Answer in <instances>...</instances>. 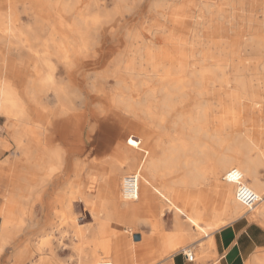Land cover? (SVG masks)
<instances>
[{
  "label": "bare ground",
  "instance_id": "1",
  "mask_svg": "<svg viewBox=\"0 0 264 264\" xmlns=\"http://www.w3.org/2000/svg\"><path fill=\"white\" fill-rule=\"evenodd\" d=\"M2 1L8 3L7 0ZM80 2L81 0H25V7L31 12L34 24L39 31L46 33L45 36L39 32L25 35L17 26L15 13L4 15L0 12V117L6 120V128L17 149L23 153L28 151L25 137L34 145L38 143L39 137L33 128H29L28 122L46 121L50 127L54 126L55 120L49 114L51 95L59 101L61 112L64 113L67 109L62 108L61 102L69 87L81 86L87 110L95 111L96 108L92 106H97L101 98L105 100L100 102L105 115L96 114L93 123L94 128L101 129L105 136H123L125 132L121 130V125H130L140 130L144 125L148 128H164L165 123L170 121L172 126L187 128L179 134L176 131L178 142L161 149L163 153L160 158H157L159 155L155 156L157 151L153 145L146 147L147 140L142 143L140 152H147L148 158L143 161L141 159L138 163L136 148L123 147L116 163L111 164L110 174L104 178L107 200H91L95 216L104 217L107 222L116 220L118 223L137 224L140 219L138 217L147 210L151 199L148 196L150 199L141 205L143 188L151 187L162 198L168 199L170 207L176 209L175 228L183 238L191 239V234L197 231L208 236L212 232L210 230L220 228L228 220L227 216L236 219L244 210L245 206L236 198L235 183L224 177L221 179L222 172L227 168H236L242 173L244 182L261 195L262 200L252 209V215L264 224V181L259 172V167L264 164V146L260 147L256 143L250 128H246L244 132L239 131V127L245 128L243 124L246 121L239 116L240 111L248 113L249 105L260 112L264 110V99H252L246 78L254 67L264 72V19H261V15H264V0H180L177 3L173 0L164 3L162 0L154 3L152 8L159 17L165 19L164 22L157 18L151 25L142 23L123 34L118 29L123 13L107 22L110 13L103 15L89 12L91 6L101 7L100 0H92L91 4L73 12L80 6ZM167 9L173 11V16L169 17L165 13ZM114 40H118V43L114 45V51L109 53L106 44ZM5 41L18 44L16 58L9 57L13 47L6 52L2 50L5 47L1 43ZM35 42L41 43L42 49L33 48L32 43ZM23 46L27 49L29 60L21 58ZM77 80L84 83L76 85ZM203 95L224 97L219 101L220 107L224 111L231 108L237 115L230 122L224 115H219L218 119L215 116L219 129L202 130L203 124L210 120L208 114L212 109L208 108L213 106V100H210L212 103L209 102L208 107L205 105L207 108L202 106L203 101L201 103L199 98ZM190 102L193 103V109L188 113L180 112V108ZM124 112L133 114L135 121L124 117L121 114ZM248 114L251 119L255 117L253 113ZM73 123L72 121L71 124ZM226 126H230L231 130L225 134ZM162 134H166L165 130ZM127 137H132L137 142L138 138L133 135ZM51 138L48 134L45 139ZM163 139L162 137V143ZM203 139L215 140L216 143L226 139L228 145L234 142L236 146H229L227 152H213L211 146H205L203 142L206 141ZM252 151L256 152L255 156ZM45 153L53 154L50 149ZM211 154L215 155L214 162L209 161ZM124 163L128 165L127 172L135 170L131 174L138 178V192L136 195L125 192L124 181L131 174L124 176L122 201L119 197V176ZM230 169L223 173L226 174ZM173 170L181 172L178 179L155 187V179L159 175L170 174ZM204 170L213 178L215 191L226 197L219 210L209 214L211 220L209 218V221L202 224L201 220L206 217L199 214V202L205 201L208 194L198 186L205 180ZM202 172L203 179L196 177L197 173ZM91 179V183L98 181L95 177ZM44 181V178L36 180L37 184ZM177 184L191 187L193 191L182 192L176 187ZM33 192L34 189L27 190L24 199H32ZM87 192L83 195L86 201ZM181 197L183 202L189 197V205H184L187 201L181 204ZM185 210L190 212L186 225L181 222L180 216ZM11 214L6 217L12 216ZM59 214L69 222V215L64 209ZM161 215H165V210L161 211ZM28 216H32L31 211ZM75 234L81 236L82 232L75 230ZM113 236L115 240L109 239L103 246L104 252L109 256L106 261L100 262L95 250L88 254L84 247H78L81 257L88 255L91 259H97L99 264H156L169 253L153 252L150 240L141 251L135 247L134 253L130 246L116 245L122 240L123 232L114 231ZM46 241L38 245L39 250L46 248L49 240ZM211 245V241L203 244L201 253H209ZM174 248L176 249L172 246L171 250ZM30 254L31 252H25L21 256L26 259ZM57 255L52 250L50 257L48 254L41 256L37 264H62L55 261ZM140 256L145 258L139 261ZM80 264L84 263L81 261ZM248 264H264V257L254 256L253 261Z\"/></svg>",
  "mask_w": 264,
  "mask_h": 264
},
{
  "label": "rangeland",
  "instance_id": "2",
  "mask_svg": "<svg viewBox=\"0 0 264 264\" xmlns=\"http://www.w3.org/2000/svg\"><path fill=\"white\" fill-rule=\"evenodd\" d=\"M7 1L8 3L0 0L1 13H4V15L9 12L15 13L14 16L17 19V26L26 33L25 35H33L35 32H39L40 35L45 36L46 33L44 31H39L38 26L34 24L31 12L25 7V0ZM55 1L62 2L63 0ZM158 1L162 2V0H100L102 3L101 7L91 6L89 12L92 14L98 13L103 15L110 13V17H108L107 22L114 20L116 15L123 13V15L120 17V25L118 26L120 33L123 34L126 33L128 29H135V27L140 26L142 23H144V25H151V23L156 21L157 18L160 22H164L165 19L159 17V15H157V11L152 8V5ZM170 1L171 0H164V3ZM91 2L92 0H81L80 6L74 9L73 12L83 9L86 5L91 4ZM173 2L177 3L180 2V0H173ZM115 8L117 9L115 10ZM172 12L173 11L171 9L165 10V13H167L169 17L173 16ZM261 19H264V15H261ZM106 25L110 26V24ZM188 35L190 36V34ZM117 43L118 40H114L113 42L109 41L106 44L107 52H113ZM1 46L5 47L2 49L4 52L8 51V48L13 47L14 49L10 51L11 53L9 57L12 59L17 57L18 44L5 41L1 43ZM32 47L35 49H42L41 43L37 42L32 43ZM21 50V58H23V60H29L27 49L23 46ZM246 78L250 88L253 87L259 93V95L256 96V100L262 101V99H264V72H260L257 67H254L252 72L247 74ZM66 83L71 82L66 81ZM76 83V85H81L84 82L77 80ZM79 87L81 88V86ZM80 88L76 86L69 87L68 93L61 102V104H63L62 108L67 109V111L64 113L61 112L59 101L55 99L53 95L50 96L49 99L51 100V104L49 107V114L51 118L55 120V124L54 126L50 127L46 121L28 122L27 125L29 128H33L35 130L34 132H36L39 138L38 143L35 145L28 138H24V142L28 150L25 153L17 149L15 142L11 138V135L6 128V120L0 117V160L2 158L0 165L4 163L6 158V160H8V162H5V165L0 169V226L1 222L3 221L2 210H5L3 212L5 218H7L6 216H9V214L12 213V220L18 224L16 227L17 230H10L7 238H0V264H37V261L39 258H41V256L43 257L44 255L48 254V257H50L52 250H55L58 253V255L54 258L55 261L62 264H80L81 261L84 264H99L97 259H91L92 257H88V255L87 257H81L78 247H84L85 253H88L89 251V253H91V251L95 250L99 255L100 262L104 260L106 261L109 256L104 252L103 246L108 242L109 239H112V241L115 240V237L113 236L114 231L123 232L122 240L116 245L130 246L133 252L135 247L137 248L139 245L144 246L146 242L150 240L152 249L154 243H156L158 248L161 249L167 244L169 245L170 249L172 246H175L176 249H178L176 252L192 249L195 257L193 263L203 262L204 264H212L217 259V257L210 252L207 254L201 253L202 245L209 242L206 235L197 231V235L192 236L191 239L183 238L175 228L176 218L174 214L176 209L170 207L171 204L168 202V199L165 197L162 198L160 194L151 187L146 189L145 187L143 188L144 192L141 195L140 200L141 205L150 199L147 198L148 196H150L151 199L149 202L150 204L148 205L149 209L142 212V215L140 214L141 216L138 217L140 218V221L138 220L137 224L131 225L130 223H118L116 220L107 222L104 217L100 218L95 216V212H92L93 207L91 200L92 202H105L107 200L104 178L110 174L112 169L111 164L116 163L117 156L123 147H127L129 149L136 148L138 163L141 159V161H143L148 158L147 152L144 154L140 152L142 149L141 147L143 146L142 143L147 140L146 147L149 148L153 145L152 147L155 151H157L155 156L157 157V155H159L157 158H160L163 153V150L161 149H163L165 146L166 148H169L172 145H175L178 142L176 140L177 135L181 131H186L187 128H184V126H182V128H180L181 126H172L170 121L165 123L164 128H148V126L144 125L140 130L134 129V127L130 125H121V130L125 132L123 136L119 137L116 135H109L102 136L100 138L99 134L101 133V130L98 127L94 128L93 123L94 116H96V114L101 116L105 115L104 111L102 112L101 110L102 107L100 108V106H102L100 102H105V100L104 98L99 99V104H97V106H92V108H96L95 111L91 112L85 107L86 100L84 90ZM221 98L224 97L218 95L200 96L199 99L201 100L199 101H201V103L203 101L202 106L204 105V108H207L210 104L209 102L213 100V103L211 102V105L213 106L208 108L212 109L209 112L210 115L208 114L210 120L205 122V125L203 124L204 128L202 130L215 131L219 129V123L215 120L218 119L219 115H224L229 122L232 121V119H234L237 115L231 108L229 111H224L225 109L220 107L219 101ZM203 99L207 101H204ZM252 99L255 100L254 97H252ZM192 109L193 103L190 102L184 108H180V112L188 113ZM247 111L248 113H253L255 117L251 119L248 113L245 111H240L239 116L244 117L246 121L243 124V127L245 128H242L241 126L239 127V131L244 132L246 128H250L251 132L254 131L261 133L262 135L256 139V143L259 144L260 147H263L264 110L260 112V110H256L255 107L249 105L247 106ZM121 114L129 121H135V116H133V114L127 112ZM71 119L74 122L73 124H71ZM168 120H171V118L168 117ZM59 126H61V130L63 128L66 134L70 132L73 133L71 144L65 142L62 138H60V140H57L56 138V140L52 141L59 130ZM163 130H165L166 133L164 136H162ZM230 130V126L229 128L226 126L224 129L225 134L230 132ZM48 134L52 136L50 140L45 139ZM129 135H133L134 137L138 138L137 142L135 143V140H133L132 137H127ZM162 137L164 138V143L161 142ZM203 140L206 142H203ZM203 140L202 142L205 143L206 147L211 146L213 148V152H227L229 146L231 148L236 146L234 142L230 143L231 145H228L226 139L220 140L218 143H216L215 140ZM159 143L160 145L162 144V147L159 145ZM45 148L56 149V154L59 156L61 155L62 159H68V155H76L77 160L63 162L62 167L56 172V168L54 170H46L45 167L50 164L49 161L46 163V166H43L44 168L39 169L35 165V160L38 159L37 152L41 155ZM69 149L72 151L68 152ZM252 154L255 156L256 152L252 151ZM210 156L211 157L209 161L214 162L213 158H215V155L211 154ZM10 159L13 161H10ZM67 165H70V168H67ZM140 166L141 163L139 164V167ZM121 167L122 173L119 176V197L123 201L124 199L121 193L122 179L124 176L133 173L135 170L132 172H127L128 165L125 163L122 164ZM228 169L230 168H227V170ZM227 170L223 172H226ZM18 171L20 174V185H22L24 188L29 187L34 189L33 198L27 203H25L24 198L22 203H20L19 198L14 199L13 197L14 184L18 181ZM223 172L221 174V179L225 174ZM259 172L261 173V179L264 181V164L259 167ZM204 173L206 174V177L204 178L205 180H203L198 186L199 189L206 190L208 194V199L206 198L205 201L199 202V206L201 207V209L199 207V214H202L204 217H206L205 220H201L202 224H205L204 221L211 220L210 215L213 214V211L215 212V210H219V206H221L223 199L226 197L225 195L218 194L215 191L213 178L210 176V173L207 171L205 172V170ZM7 174H9L8 177ZM47 174L50 176L45 179L44 182L37 184L36 180ZM165 174L163 176L158 174L159 177L155 179V187H161L171 180L178 179L181 172H176L173 170L172 173H168L166 176ZM94 177L97 178V183H91V178ZM223 181L225 180L223 179ZM53 186H58L59 191L52 192ZM176 187L178 189L180 188L179 190H182V192L188 191L190 193V190L191 192L193 191L191 187L185 186L183 184H177ZM86 191H88L86 195L88 197V201H86L83 197ZM9 196L11 197L12 201L17 202L15 204L18 207L10 211L7 210L9 205L8 200H10ZM181 198L182 204V200L184 199L183 197ZM188 199L185 200L187 202H183L184 205L186 203L189 205L188 203L190 202ZM27 207H29V209ZM63 209L69 215V222L67 219L63 220L59 214V211ZM243 209L244 210L241 216H247L248 218L261 223L258 219L253 217L252 213L254 211H248L246 207ZM162 210H165V215H161ZM29 211L32 212L31 217L28 216ZM185 212L180 214L181 222H183L184 225L188 223L187 216L190 213L189 210H185ZM205 215H207L208 218ZM227 217L228 220H226L221 225V227L235 219V217ZM172 225L174 227L176 237H174L173 234L169 235L167 233V230H169ZM75 230L82 232L81 236L79 235L80 237L75 234ZM137 236H139L138 239L136 238ZM46 238L49 240V242H47L48 240ZM45 241L47 242L46 248L44 250H39L38 245ZM176 249L174 248L172 250ZM25 252H31L29 257H26V259H24L25 257L21 256ZM263 255L264 251H262L259 256ZM141 260L142 258L139 257V261Z\"/></svg>",
  "mask_w": 264,
  "mask_h": 264
},
{
  "label": "crops",
  "instance_id": "3",
  "mask_svg": "<svg viewBox=\"0 0 264 264\" xmlns=\"http://www.w3.org/2000/svg\"><path fill=\"white\" fill-rule=\"evenodd\" d=\"M251 93L252 97L256 99V96L259 95L258 91H256L253 87H251ZM101 130V129H100ZM101 133L99 134V137L101 138L102 136H105V133L101 130ZM73 133H68L66 134L65 131L59 130L57 131L55 137L52 139V141L60 140L62 138L65 142L71 144V141L73 139L72 136ZM254 135V140L256 141L257 138H259L262 134L257 133V132H252ZM72 136V137H71ZM48 148H45L40 155L37 152V157L36 159V167L41 169L44 168L43 166H46V163L49 161V165L46 166V170H55V172L60 169L63 165V162H71V161H76V155H68V159H62L61 155H57V150L56 149H50L53 154L47 155ZM72 151L71 149L68 150V152ZM22 152V151H21ZM7 159V158H6ZM4 160V163L0 165V169L5 165V162H8V160ZM2 160V158H1ZM0 160V162H1ZM10 161H13L10 159ZM67 168H70V165H67ZM54 172V173H55ZM177 172V171H176ZM169 173V172H168ZM166 173L165 175H167ZM202 173H197L196 177L199 176L203 179L204 174L202 176ZM9 174H7V177ZM50 175L47 174L41 178L47 179ZM18 181L14 184V199L19 198V202L22 203L23 198H25V195L27 194V190L31 188H24L22 185L19 183V178L20 174L18 171ZM40 179V178H39ZM57 190V191H56ZM59 187L53 186L52 192H58ZM10 197V196H9ZM8 197V198H9ZM12 197V198H13ZM7 198V199H8ZM9 201V205L7 210H14L17 207L15 203L16 201H12L11 197ZM28 201L25 200V203ZM149 209V206L148 208ZM5 210H2V216H3V221L1 222L0 226V238H7V235L9 234L10 230H17L18 224L12 220L13 217H4V212ZM142 215V214H141ZM4 227H7L6 229ZM167 233L169 235H172L176 237V233L174 230V227H172L167 230ZM197 232H194L191 234V236H196ZM210 236V237H209ZM208 241L212 242L211 247L209 248V252L212 253L217 257V259L212 263V264H248L250 261H253L254 256H259L262 251H264V225L248 218L247 216H241L239 218H236L227 224L223 225L222 227L215 229L211 232L210 235L206 236ZM143 245L138 246V250H142ZM176 250H171L169 248V245L167 244L164 248H158V245L156 243L153 244V252H164L167 251L169 252L168 254L165 255V258L162 261L156 263V264H204L203 262L200 263H193V261H188L186 256L183 254V251L176 252ZM176 252V253H174ZM135 253V249H134ZM174 253V254H173ZM173 254V255H172ZM172 255V256H171ZM167 256V257H166ZM170 256V257H169ZM143 260L145 256H140ZM261 257V256H259ZM264 257V255L262 256ZM4 258V256H3Z\"/></svg>",
  "mask_w": 264,
  "mask_h": 264
},
{
  "label": "built area",
  "instance_id": "4",
  "mask_svg": "<svg viewBox=\"0 0 264 264\" xmlns=\"http://www.w3.org/2000/svg\"><path fill=\"white\" fill-rule=\"evenodd\" d=\"M228 181L235 183L236 185V198L241 202L248 211H251L262 200L261 195L254 191L246 182H244L242 173L236 169H230L224 176ZM125 192L136 195L138 192V178L135 174L128 175L124 181ZM183 254L188 261H194L193 251L183 250Z\"/></svg>",
  "mask_w": 264,
  "mask_h": 264
},
{
  "label": "water",
  "instance_id": "5",
  "mask_svg": "<svg viewBox=\"0 0 264 264\" xmlns=\"http://www.w3.org/2000/svg\"><path fill=\"white\" fill-rule=\"evenodd\" d=\"M137 239L139 238V236L136 237Z\"/></svg>",
  "mask_w": 264,
  "mask_h": 264
}]
</instances>
